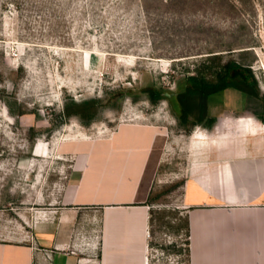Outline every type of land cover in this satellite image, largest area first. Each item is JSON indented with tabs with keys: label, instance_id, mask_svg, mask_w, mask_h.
<instances>
[{
	"label": "rangeland",
	"instance_id": "rangeland-1",
	"mask_svg": "<svg viewBox=\"0 0 264 264\" xmlns=\"http://www.w3.org/2000/svg\"><path fill=\"white\" fill-rule=\"evenodd\" d=\"M227 63L250 69L247 84L228 81L258 96L233 88L212 103L262 107L264 0H0V240H25L48 214L81 144L124 123L184 143L205 129L182 124L178 96ZM186 155L166 151L154 185L152 264L188 259Z\"/></svg>",
	"mask_w": 264,
	"mask_h": 264
},
{
	"label": "crops",
	"instance_id": "crops-1",
	"mask_svg": "<svg viewBox=\"0 0 264 264\" xmlns=\"http://www.w3.org/2000/svg\"><path fill=\"white\" fill-rule=\"evenodd\" d=\"M222 92L208 99L214 124L185 143L167 127L124 123L81 144L48 214L25 240H0V264H152L150 198L166 151L180 147L188 224L181 264H264V105L213 104Z\"/></svg>",
	"mask_w": 264,
	"mask_h": 264
},
{
	"label": "trees",
	"instance_id": "trees-1",
	"mask_svg": "<svg viewBox=\"0 0 264 264\" xmlns=\"http://www.w3.org/2000/svg\"><path fill=\"white\" fill-rule=\"evenodd\" d=\"M216 59L217 58L211 57L208 61L211 62ZM221 70L223 71V73H220L218 75L219 80L217 82L208 79L204 75L193 77L190 79L191 85L188 86L184 92L179 94L178 102L181 108L180 120L182 124H206V127H211L214 124V119L208 116V99L210 98V96L222 92L226 89L234 88L240 90L243 93L252 96H258L250 90V88L248 87L249 85L244 87L242 83L238 84L234 81H228L231 76V72H234V76H241L242 82L244 84H247L249 77H252L249 68L243 67L242 65L236 63H227L221 68ZM85 105L86 104H84L82 108L85 107ZM151 214L153 215V212ZM186 227L188 232V224H186Z\"/></svg>",
	"mask_w": 264,
	"mask_h": 264
}]
</instances>
